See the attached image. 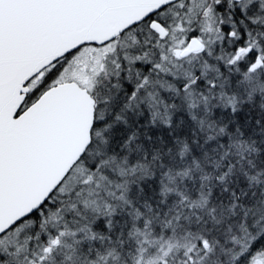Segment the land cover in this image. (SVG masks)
<instances>
[{
  "label": "snow or ice",
  "instance_id": "snow-or-ice-1",
  "mask_svg": "<svg viewBox=\"0 0 264 264\" xmlns=\"http://www.w3.org/2000/svg\"><path fill=\"white\" fill-rule=\"evenodd\" d=\"M0 264H264V0H0Z\"/></svg>",
  "mask_w": 264,
  "mask_h": 264
}]
</instances>
